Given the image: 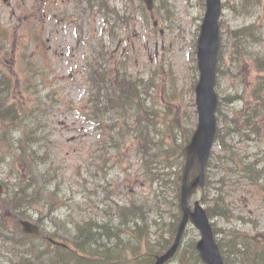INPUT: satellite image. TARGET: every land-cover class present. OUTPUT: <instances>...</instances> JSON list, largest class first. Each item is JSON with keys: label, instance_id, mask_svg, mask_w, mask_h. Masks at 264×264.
Instances as JSON below:
<instances>
[{"label": "rangeland", "instance_id": "1", "mask_svg": "<svg viewBox=\"0 0 264 264\" xmlns=\"http://www.w3.org/2000/svg\"><path fill=\"white\" fill-rule=\"evenodd\" d=\"M42 1L0 0V29L10 35L1 44L0 69L13 79L14 97L23 99L26 106L35 111V117L43 118L47 128V135L42 138L37 135L40 142L35 144L37 156L44 159L43 162L38 159L34 169L35 187L43 189V193L38 196L42 202L28 211L32 217L30 220L40 219L42 227L50 233L72 240L77 222L95 219L99 223H108L110 219L105 217V210L110 209L113 214V206H123L131 199L144 201L150 190L144 184L142 160L130 138L125 137L127 145L120 153L114 136L109 131L105 135L97 130L86 117L88 59L93 56L94 47L102 44L115 47V42L111 44L107 34L105 17L97 10H89L85 0H60L62 6L56 4L53 7L55 17L50 20L46 14L38 12ZM70 1L74 2L73 5H66ZM125 1L110 0V4L125 10ZM234 1L224 0V3L228 2L223 16L224 32L246 23L231 10ZM139 3L136 1L135 5ZM169 3L172 11L166 18L172 16L170 23L164 24L157 16L146 19L147 23L139 13L132 19L129 32L123 26L117 28L120 45L119 49L113 48L111 66L115 70L114 65L123 59L128 65L123 69L129 73L142 74L145 78L156 74L157 88L150 90L156 102L161 101L164 87L168 88L169 72V79L175 82V92L180 94L175 95L170 109L172 115L179 117L181 128L188 132L197 125L194 94L198 79L196 44L205 13V0H170ZM154 20L157 25L152 28L149 23ZM223 51L224 70L231 74L235 72L233 77H221L217 89L221 101L226 100L221 107L222 120L229 123L235 117L237 102L228 104L227 101H232L238 90L241 91L243 81L251 82L253 74L245 68L235 71L228 48ZM29 78L30 82L27 81ZM223 123H219L221 128ZM16 133L19 137L22 132ZM176 134L181 143L183 131ZM227 141L230 148L241 156L258 150L249 140L236 134L230 133ZM101 157H105L106 162ZM11 160L0 151V179L10 188L19 183ZM14 167L22 169L18 163ZM213 168L211 166L208 174L212 186L196 194L192 204L200 199L209 200L217 192L219 185L214 182L222 177L223 171ZM227 180L223 192L227 203L223 213H231L237 218L217 216L212 220L216 229L261 235L264 232V193L248 192L246 183L239 181L232 186L236 183L234 176L227 177ZM108 192L112 194L108 195ZM159 195L163 199L170 197L162 208L170 224L177 214L175 194L172 190L168 194L161 189ZM186 233L177 257L170 264H199L192 259V245L199 240V233L192 226ZM222 237L227 241L226 234L218 236L219 239ZM229 259L232 264H241L233 253L229 254ZM0 264L11 263L1 256Z\"/></svg>", "mask_w": 264, "mask_h": 264}, {"label": "trees", "instance_id": "2", "mask_svg": "<svg viewBox=\"0 0 264 264\" xmlns=\"http://www.w3.org/2000/svg\"><path fill=\"white\" fill-rule=\"evenodd\" d=\"M90 2L91 5H93V3H96L98 4V6L105 10H108L109 8L107 0H91ZM249 4L250 0H242L241 5L247 15H251L252 9L254 8V6H249ZM161 9L164 8L161 7ZM129 21L130 15L128 16L127 14H125V16L121 17L122 23L127 24L129 23ZM261 28L262 27L260 25V19H256L253 24L243 27L242 29L235 31L233 34V49L236 53L237 60L239 61L238 64L241 62V60H243V63H250L258 73L254 81V87L251 89L250 94L247 97L248 99H245L246 95L244 94L241 96L240 100H243V107L242 110L237 112L238 121H243V123H245V125L252 130L251 136H254L255 139L253 140L255 141L258 140L257 138L261 139L262 137H264V97L262 96V93L264 92V85L260 83V81L262 80V77L260 76L261 70L262 68H264V55L262 53L261 47ZM240 56L242 57L241 59ZM220 59L222 60V58ZM92 71L93 73L91 75V78L93 81L94 88L92 91L93 93L91 95V102L94 103V109L98 112H100V109H104L105 111L107 110V112L111 111L112 113H115L114 109L116 108L118 109V115H121L123 112H126L129 109H132V107H135L138 116L133 125V130L135 132L134 140L136 141L137 149L143 156V164L145 171L149 173L148 176L152 183H154L155 181L159 182L161 184V189H165L167 191L171 187H173L170 186V183H168L169 178L172 185L173 183L175 184L174 186L176 188V193H178L180 186L179 180L181 176V168L183 165L184 147L189 142V137H185L182 146L178 145L176 137L173 134L174 124H171L170 121H167V117H164L163 114H160L158 110L155 109L154 111L150 109L148 105L145 104V101L142 99L143 92L141 91L143 82L139 79H133L132 77H128L127 74H122L119 77V83L116 86H112L114 88H119V92L117 95L116 93L112 94L110 89L107 90V94L105 96L106 103H104L103 108H100V106L98 105V101H96L98 93H100L96 80L98 79V75L100 74H98V70H94L93 65ZM218 72L220 73V70ZM153 81L154 79L150 80V82ZM7 95L10 97L9 93ZM246 101L247 104H251L250 112H246L245 110ZM0 105L4 109H13L8 112L10 116L9 122H12V124H22L23 122H25V120L22 119L20 116H25L26 112L21 113L19 111L20 115L18 114V116H15V113L18 112L16 103L12 102L9 104L8 99L2 98ZM3 108L0 107V119L6 120L8 114H4ZM99 115L97 114L95 118L96 121L100 123L102 117ZM11 116H14V118H12ZM33 124L34 128L31 127L27 129H29V132L31 131L30 129H32L33 131L36 130L35 133H37V127H35L37 125L35 123ZM125 125L126 128H128V124L125 123ZM120 130L124 131L122 128H120ZM128 130L131 131V127ZM165 132L167 135L173 138V142L168 145V148H163L162 150L160 149L158 152L155 153V149L158 148L162 143L155 142V138H158L160 135V137H164ZM119 136H123L122 133H119ZM25 137H29L28 133H25ZM225 137L226 136L224 130L219 129L217 134V141L220 143V151L221 153H223V155H220L217 158L221 162L222 169L225 168V164L228 161V155H235L232 152L233 150H231L229 146H227V144L225 143ZM5 141H7V137ZM261 161L262 159H257L250 156L246 158H237V160L235 161V165L237 167L236 171L245 174V178L250 180L249 184L252 185L253 188H261L259 183L261 177L264 175V170L261 171V169L259 168V164L261 163ZM221 182L224 184L225 179H222ZM220 191H222V189H220ZM25 192H27V190H22L21 193L19 192L18 194H16V197L12 200L11 204L14 209L17 208V206L25 200ZM218 196L219 197L213 199V205L208 207V214L212 217L213 213L217 210H220V214L222 216H225V213H223L225 212V205H223L226 202L225 198L222 197L220 194H218ZM155 205L157 204H153L154 207L152 208L153 216H157L154 218V223L158 221V219H162L163 217L160 206L156 208ZM119 213L121 218V225L125 227H127L130 222H132L135 226V224L138 222L146 224L148 221L143 206L137 205L134 202L130 207H122L119 210ZM9 220V217L0 215V244L2 245V247L6 246L10 255L14 256L10 257L9 260L14 259L16 260L17 264H86L85 258L87 255L81 248L83 244H85V242L82 241L84 233L86 234L85 225L77 227L78 236L80 239L77 241L78 249H76V251L70 254L67 260H65L61 258V254L53 257L52 254H50V252L48 251L50 246L45 247L36 244L34 242L33 237L26 236L21 233L16 221L14 224L12 220L13 227L11 228L10 223L8 222ZM174 226V224H169L170 234L172 233V228H174ZM153 230L160 231V228L154 226ZM10 231V234L12 236L7 235V233ZM121 231L124 233L126 232L125 229H122ZM155 237L156 241H158L159 239H163L164 235L159 234L158 236L157 234V236ZM121 240L125 241L123 235L121 236ZM121 240V244L125 245ZM128 240H134V238L131 239L130 237ZM253 240L254 239L249 240L248 245H251L253 243ZM135 241L140 242V239H136ZM168 242L169 241H164L163 245L159 248V250L163 248V246L168 244ZM79 243H81L82 245H79ZM142 244L143 241H141V245ZM138 252V247L134 248L133 253L130 257L128 256V258L130 260L139 259L140 255L142 254V251L141 253ZM92 258V264H108L113 262L112 260L106 259L104 256H99L98 254H94ZM123 261L124 260L122 259L121 262ZM225 261L227 264H230L228 259H225ZM247 261L248 262H245V264H264V250H262L261 248H250V252L247 255Z\"/></svg>", "mask_w": 264, "mask_h": 264}, {"label": "water", "instance_id": "3", "mask_svg": "<svg viewBox=\"0 0 264 264\" xmlns=\"http://www.w3.org/2000/svg\"><path fill=\"white\" fill-rule=\"evenodd\" d=\"M144 1L149 9L153 8V0ZM220 14V0H207V12L198 41V59L201 76L196 88V94L199 125L191 143L186 148L187 160L181 191V207L184 215L174 245L165 255L158 257L155 264H164L175 254L189 220L201 232L202 239L197 245V250L203 262L205 264H224L205 212L199 204H196L194 213H191L187 207L188 199L192 193L195 192L198 186L204 185L205 168L215 142V111L218 102L214 93V87L217 54L220 48L218 28ZM192 171H197L198 176L193 181H190V173ZM23 226L26 232L38 233L37 228L28 222H23Z\"/></svg>", "mask_w": 264, "mask_h": 264}, {"label": "bare ground", "instance_id": "4", "mask_svg": "<svg viewBox=\"0 0 264 264\" xmlns=\"http://www.w3.org/2000/svg\"><path fill=\"white\" fill-rule=\"evenodd\" d=\"M95 229L90 228L89 231H93ZM92 247H94L93 250L88 248V244L86 243L87 248L90 251L97 252V254L101 257H105L108 260H112L113 262H120L122 259L125 260V258L121 255L120 252H118L116 249L112 248L111 246L104 244V243H99V244H89ZM83 251H87V248L81 247Z\"/></svg>", "mask_w": 264, "mask_h": 264}]
</instances>
